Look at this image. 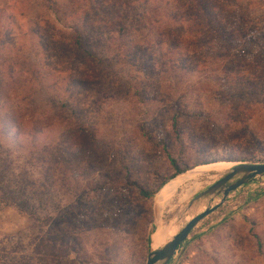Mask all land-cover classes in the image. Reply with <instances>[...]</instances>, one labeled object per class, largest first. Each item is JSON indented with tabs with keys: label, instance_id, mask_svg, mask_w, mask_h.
I'll return each instance as SVG.
<instances>
[{
	"label": "rangeland",
	"instance_id": "obj_1",
	"mask_svg": "<svg viewBox=\"0 0 264 264\" xmlns=\"http://www.w3.org/2000/svg\"><path fill=\"white\" fill-rule=\"evenodd\" d=\"M0 1L9 9L7 17H17L18 22L11 20L14 39L29 67L44 73L41 31L27 34V10L10 7V0ZM243 1L252 11L247 14L250 37L244 41L251 48H264V0ZM51 19L59 28L66 22L52 14ZM101 71L115 90L98 106L92 105L98 96L82 97V123L90 135L71 129L77 124L71 109L59 111L50 127L36 120L35 141L20 136L18 124L0 116V202H10L4 197L9 191L40 219L35 222L14 208H0V264H147L158 225H163L162 247L186 222L207 210L210 198L197 202L184 216L193 200L231 169L185 183L163 199L161 212L157 202L162 184L219 162L264 164V94L248 102L251 91L244 80L253 74L250 71H241L239 78L235 74L240 71H235L230 90L224 87L221 71H172L164 79L149 71L138 73L125 63ZM66 78L58 74L53 81L35 82L36 105L50 107L42 100L52 86L60 89L63 100L76 96L80 91L65 84ZM66 90L71 97L63 95ZM152 94L157 102L149 101ZM177 112L182 116L175 129ZM89 138L95 140L93 145ZM61 156L68 162L65 168ZM174 162L183 174L176 176ZM143 192L156 194L146 198ZM170 264H264V178L234 192L202 221Z\"/></svg>",
	"mask_w": 264,
	"mask_h": 264
},
{
	"label": "trees",
	"instance_id": "obj_2",
	"mask_svg": "<svg viewBox=\"0 0 264 264\" xmlns=\"http://www.w3.org/2000/svg\"><path fill=\"white\" fill-rule=\"evenodd\" d=\"M10 1L14 5L10 7L18 11L27 10L23 16L30 23L31 29L27 34L41 31L40 49L46 59L44 73L29 67V60L14 39L13 27L17 17H7L5 13L9 9L0 1V116L17 123L20 136L24 138L29 135L35 141V121H47L46 126L50 127L56 121L54 116L62 109H71L73 112L77 124L71 125V129L75 133L89 134L82 123L85 113L82 97H87V100L93 95L98 96L93 106L110 99L109 93L115 89L113 83L105 80L106 74L100 69L118 67L121 63L132 65L138 73L149 71L153 76H163V79L165 74L172 71L186 74L204 69L211 75L221 71L225 76L224 87L229 90L235 71H240L235 74L236 78L241 77V71H250L253 74L244 80L251 91L248 102L264 94V75L256 73L264 72V48H251V43L246 44L244 41L250 37L247 14L252 11L247 2L241 3L242 0ZM50 13L55 17H63L65 25L59 28ZM216 61L219 62L217 68ZM58 74L67 75L65 84L80 92L63 100L59 96V88H47L44 92L47 97L42 103L53 108L51 112L47 105H36L37 89L34 84L37 81H53ZM204 80L205 85L209 86L207 79ZM11 88L15 93L10 92ZM63 95L71 97L72 92L66 90ZM159 95L162 98L163 94ZM150 97V102H157L158 98L154 94ZM180 116L182 113L177 112L174 117L175 129L178 128ZM59 121H63V118ZM141 128L145 132L144 124ZM8 131H12V128ZM89 140L93 145L95 140ZM60 163L63 168L68 164L64 156H61ZM176 171V176L184 173L178 166ZM155 194L142 193L146 198ZM12 196L9 191L5 192L4 197L10 202H3L2 199L1 209L14 208L35 222L40 221L37 212L30 210L28 203L15 200Z\"/></svg>",
	"mask_w": 264,
	"mask_h": 264
},
{
	"label": "water",
	"instance_id": "obj_3",
	"mask_svg": "<svg viewBox=\"0 0 264 264\" xmlns=\"http://www.w3.org/2000/svg\"><path fill=\"white\" fill-rule=\"evenodd\" d=\"M260 178H264V164L242 163L227 172L220 181L193 200L184 216L189 213L197 202L210 198L211 201L207 210L186 222L183 229L169 244L158 251L152 252L149 255L147 264H170L179 249L187 243L192 232L202 221L219 211L234 192L251 185ZM218 199H221V202L213 206ZM182 220H179V223ZM177 226L178 223L174 224L172 228L175 229Z\"/></svg>",
	"mask_w": 264,
	"mask_h": 264
},
{
	"label": "bare ground",
	"instance_id": "obj_4",
	"mask_svg": "<svg viewBox=\"0 0 264 264\" xmlns=\"http://www.w3.org/2000/svg\"><path fill=\"white\" fill-rule=\"evenodd\" d=\"M237 165L234 163H227V162H219L211 165H206V166H201L196 168L195 170L173 180L169 184H167L160 192L158 195V207L162 212V205H163V199H165L172 191L178 189L185 183L189 182L190 180L196 178L197 176L208 173V172H214L218 170H223V169H233ZM157 201V200H156ZM162 230H163V225L159 224L157 227L156 232L154 233V236L152 237V249L154 251H158L161 248L165 247L167 244H169L172 239L167 241L162 247H160V242H161V236H162Z\"/></svg>",
	"mask_w": 264,
	"mask_h": 264
}]
</instances>
